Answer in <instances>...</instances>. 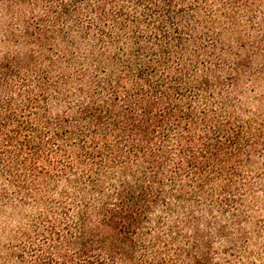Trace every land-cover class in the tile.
Masks as SVG:
<instances>
[{"label": "trees", "instance_id": "1", "mask_svg": "<svg viewBox=\"0 0 264 264\" xmlns=\"http://www.w3.org/2000/svg\"><path fill=\"white\" fill-rule=\"evenodd\" d=\"M129 3L126 37L113 57L98 53L90 87L75 82L79 105L50 131L70 143L55 153L68 165L70 235L3 245L0 264H218L214 239L244 212L243 174L264 148V115L251 106L264 96L249 100L242 80L264 86L260 42L249 46L232 11L219 22L204 2ZM4 71L2 159L42 139L20 111L28 90L12 91L17 73Z\"/></svg>", "mask_w": 264, "mask_h": 264}, {"label": "rangeland", "instance_id": "2", "mask_svg": "<svg viewBox=\"0 0 264 264\" xmlns=\"http://www.w3.org/2000/svg\"><path fill=\"white\" fill-rule=\"evenodd\" d=\"M194 1L211 5L219 22L232 11L244 41L249 46L260 42L255 44L257 61L264 69V0H231V5L225 4L228 0ZM100 9L110 15L105 22L104 16L99 17ZM128 10L129 0H0V71L17 73L11 81L12 91L24 94L28 90L29 96L25 93L18 101L20 111L29 132L33 127L42 137L38 149L35 144L11 148L5 159L0 156V247L14 241L38 243L41 234L50 239L52 232L69 237L64 214L69 199L68 165L55 153L70 143L58 142L50 131L62 120L64 107L79 105L75 82L82 79V85L90 87L98 53L114 56L126 37ZM110 67H106L108 73ZM245 80L249 100L264 96L263 85L248 87ZM5 98L0 94V101ZM260 102L251 109L259 108L264 115V102ZM3 148L0 140V153ZM253 162L243 174L249 190L241 218L228 229L226 239H214L217 255L213 256L218 264L229 259L231 264H264L263 147ZM54 176L58 179L52 182Z\"/></svg>", "mask_w": 264, "mask_h": 264}]
</instances>
